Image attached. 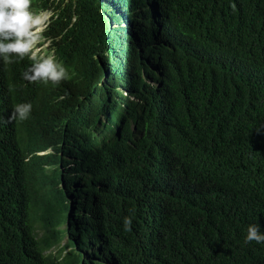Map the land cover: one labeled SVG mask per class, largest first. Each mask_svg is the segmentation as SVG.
<instances>
[{
    "label": "trees",
    "instance_id": "16d2710c",
    "mask_svg": "<svg viewBox=\"0 0 264 264\" xmlns=\"http://www.w3.org/2000/svg\"><path fill=\"white\" fill-rule=\"evenodd\" d=\"M79 3L47 4L61 107L0 61V264H264V0Z\"/></svg>",
    "mask_w": 264,
    "mask_h": 264
},
{
    "label": "clouds",
    "instance_id": "9594fccd",
    "mask_svg": "<svg viewBox=\"0 0 264 264\" xmlns=\"http://www.w3.org/2000/svg\"><path fill=\"white\" fill-rule=\"evenodd\" d=\"M69 2V0H65ZM31 0H0V61L7 63L18 62V60H27L32 66L23 74L28 83L53 84L51 112L54 106L63 104V93L55 90L62 87L64 81L69 78L68 70L63 66L61 53L63 44L61 41H54L52 34L50 40L44 38L50 22L44 23L40 16L34 14L31 10ZM212 18L202 19L204 25L213 29H235V22L227 17H219L211 14ZM53 17V16H52ZM44 23V25H43ZM43 25V26H42ZM37 29H40L37 31ZM41 38V49L35 52L38 36ZM33 105L23 103L16 105L9 121L19 119L26 121L32 116ZM52 114V118H53ZM8 121V119H4ZM132 220L126 219L125 225L130 229ZM255 241L257 244H264V232L260 227L251 225L248 228L245 243ZM53 254H65L61 249Z\"/></svg>",
    "mask_w": 264,
    "mask_h": 264
},
{
    "label": "rangeland",
    "instance_id": "374dc122",
    "mask_svg": "<svg viewBox=\"0 0 264 264\" xmlns=\"http://www.w3.org/2000/svg\"><path fill=\"white\" fill-rule=\"evenodd\" d=\"M77 0H72V4H73V6L75 5V2H76ZM40 2H47L48 4H50L51 3V0H40ZM152 5L154 6V3H152ZM73 10H76V8H73ZM83 11H84V9H82V13H83ZM33 13L34 14H36V15H38V16H40L41 17V19L44 21V23L46 22V20H47V22H49L50 20H51V15H52V13H51V11H49V10H43V9H38V10H34L33 11ZM75 18L76 17H72V21L74 22L75 21ZM166 18H167V15L166 14H158V17H155L154 19H163L164 21H166ZM44 23H43V25H44ZM42 25V26H43ZM82 26H84V25H82ZM40 29H37V31H39ZM37 36H38V40H37V44H36V46H35V48H34V50H35V52H37V51H39L40 49H41V47H40V43H41V38H40V36H39V33L37 32ZM45 38V37H44ZM82 38V37H81ZM46 39V38H45ZM46 40H49V39H46ZM160 45V44H159ZM157 72H158V74H159V79L157 80V81H152L151 80V77L150 78H146V81H147V83L149 84V86H151V87H156L157 89L158 88H160V87H162L163 86V83H162V81H163V75H162V73H161V71H158L157 70ZM131 99H133V97H131ZM42 116H43V120H45V119H49L50 117H52V113L51 112H49V111H46V112H44L43 114H42ZM107 122L106 120H105V118L104 117H102V122ZM66 244V239L65 238H63L62 239V241L59 243V245H57L56 246V248H54L53 249V252L54 253H56L57 251H59L61 248H63V246ZM63 253H65V252H63Z\"/></svg>",
    "mask_w": 264,
    "mask_h": 264
},
{
    "label": "bare ground",
    "instance_id": "6f19581e",
    "mask_svg": "<svg viewBox=\"0 0 264 264\" xmlns=\"http://www.w3.org/2000/svg\"><path fill=\"white\" fill-rule=\"evenodd\" d=\"M69 2L72 4V0H69ZM48 3L47 2H40V0H31V8L30 10L33 12L34 10H38V9H43V10H49L51 11L52 15H51V18L53 16V11L51 9L50 6L47 5ZM50 5V4H49ZM73 8H76V10H73ZM82 9H83V6L82 4L79 3V0H77L75 2V5L73 6L72 4V17H76L75 18V21L73 22L71 20V25L77 23L80 18H81V15L85 12L82 13ZM51 21V20H50ZM49 21V22H50ZM46 39H49L50 40V37H51V34H50V26L48 27V30L44 36ZM92 40V42L89 44V48H90V51H89V54L91 55L93 53V47H94V44H93V38L90 37V41ZM81 45H85V43H81ZM84 56L87 55V51L85 50L84 51ZM95 57L92 56V59H94ZM151 87V86H150Z\"/></svg>",
    "mask_w": 264,
    "mask_h": 264
}]
</instances>
